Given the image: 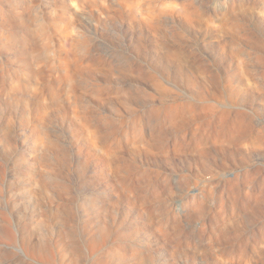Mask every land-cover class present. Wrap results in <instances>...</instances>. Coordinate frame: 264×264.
I'll return each instance as SVG.
<instances>
[{
  "label": "rangeland",
  "instance_id": "374dc122",
  "mask_svg": "<svg viewBox=\"0 0 264 264\" xmlns=\"http://www.w3.org/2000/svg\"><path fill=\"white\" fill-rule=\"evenodd\" d=\"M0 264H264V0H0Z\"/></svg>",
  "mask_w": 264,
  "mask_h": 264
}]
</instances>
